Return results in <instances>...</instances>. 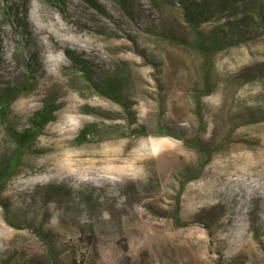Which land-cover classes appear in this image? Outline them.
I'll list each match as a JSON object with an SVG mask.
<instances>
[{"label": "rangeland", "instance_id": "1", "mask_svg": "<svg viewBox=\"0 0 264 264\" xmlns=\"http://www.w3.org/2000/svg\"><path fill=\"white\" fill-rule=\"evenodd\" d=\"M73 260L264 264V0H0V264Z\"/></svg>", "mask_w": 264, "mask_h": 264}, {"label": "trees", "instance_id": "2", "mask_svg": "<svg viewBox=\"0 0 264 264\" xmlns=\"http://www.w3.org/2000/svg\"><path fill=\"white\" fill-rule=\"evenodd\" d=\"M90 1H92V0H90ZM33 2L35 3V1H33ZM33 2L30 4V9L28 10V25H29V31H30L29 39H30V42L33 45V48L37 49L38 52H39V55H41L40 53L43 52V42H42V37L40 35L41 31L35 26V23L32 20V16H33L32 10L34 8ZM3 41H4V46H6V48H5L6 55L4 57V62L7 63L9 61L12 64L11 66H9V68H7L6 72L7 73H10L11 71L14 72L15 70H18V68H16V62H15V60L13 58V51H14L15 45L13 43V39H12L10 33L7 32V30L4 33ZM22 50L26 51L28 53L27 50H24V49H22ZM41 60H42V58H41V56H39L40 64L42 65V68H44V65L41 62ZM2 72L4 73V71H2ZM205 80H206V78H205ZM205 84H207V83H205ZM108 88L110 89V87H108ZM41 124H42L41 120H38L36 122L37 126H40ZM21 140L22 139H19V141H21ZM14 158H16V155L13 156V158L9 161V164L6 167V170H5L6 173H10V172L15 170L18 162H14L13 163ZM11 165H14L12 169H10ZM2 179H4V178H2ZM73 264H76L75 260H73Z\"/></svg>", "mask_w": 264, "mask_h": 264}]
</instances>
